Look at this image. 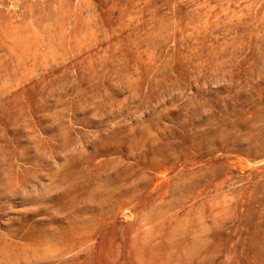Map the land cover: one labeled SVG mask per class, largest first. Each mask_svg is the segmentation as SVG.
I'll return each instance as SVG.
<instances>
[{
	"label": "rangeland",
	"instance_id": "obj_1",
	"mask_svg": "<svg viewBox=\"0 0 264 264\" xmlns=\"http://www.w3.org/2000/svg\"><path fill=\"white\" fill-rule=\"evenodd\" d=\"M0 264H264V0H0Z\"/></svg>",
	"mask_w": 264,
	"mask_h": 264
}]
</instances>
